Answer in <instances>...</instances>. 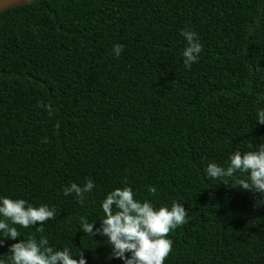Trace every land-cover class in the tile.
<instances>
[{"label": "trees", "instance_id": "16d2710c", "mask_svg": "<svg viewBox=\"0 0 264 264\" xmlns=\"http://www.w3.org/2000/svg\"><path fill=\"white\" fill-rule=\"evenodd\" d=\"M185 29L202 44L190 68ZM261 108L264 0H47L1 14L0 195L56 209L42 233L16 225L17 240L43 235L87 264H122L79 220L99 227L105 195L129 186L187 212L164 264H264L260 194L204 173L264 143ZM88 179L83 204L63 194Z\"/></svg>", "mask_w": 264, "mask_h": 264}, {"label": "clouds", "instance_id": "9594fccd", "mask_svg": "<svg viewBox=\"0 0 264 264\" xmlns=\"http://www.w3.org/2000/svg\"><path fill=\"white\" fill-rule=\"evenodd\" d=\"M181 35L186 41L182 51L184 66L190 68L199 57L202 44L194 31L185 29ZM123 47L122 44H114L113 54L118 57ZM256 123L264 124V108L257 111ZM248 147L251 149L252 145ZM204 173L212 179L231 178V185L259 193L264 202V143L255 150L232 152L226 166L208 163ZM238 174L246 175L241 178ZM94 187V181L88 179L83 185L72 183L64 187L63 194L74 193L77 201L83 204L86 194L91 193ZM148 192L154 194L156 188L149 186ZM100 207L103 212L100 226L96 227L97 220L89 222L81 217L79 230L91 239L106 237L105 243L111 250L109 259L118 258L122 264H164L173 244L167 234L185 223L187 216L183 204L176 201L170 207L155 208L149 200L134 199L133 189L129 186L108 192ZM55 213V207L47 204L33 206L22 198L0 195V246L6 240L16 241L8 246V254L0 259V264H87L83 250H76L78 255H73L67 247L56 249L43 235L38 239L30 235L27 239L17 240L20 232L16 225L23 228L35 226L42 233L43 223L54 218Z\"/></svg>", "mask_w": 264, "mask_h": 264}, {"label": "water", "instance_id": "95a60500", "mask_svg": "<svg viewBox=\"0 0 264 264\" xmlns=\"http://www.w3.org/2000/svg\"><path fill=\"white\" fill-rule=\"evenodd\" d=\"M47 1V0H0V15L22 6Z\"/></svg>", "mask_w": 264, "mask_h": 264}]
</instances>
